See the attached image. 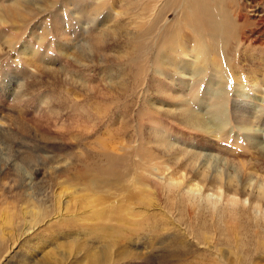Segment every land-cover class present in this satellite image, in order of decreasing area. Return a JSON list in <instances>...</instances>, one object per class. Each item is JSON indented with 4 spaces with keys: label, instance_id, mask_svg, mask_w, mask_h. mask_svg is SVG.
Returning a JSON list of instances; mask_svg holds the SVG:
<instances>
[{
    "label": "rangeland",
    "instance_id": "rangeland-1",
    "mask_svg": "<svg viewBox=\"0 0 264 264\" xmlns=\"http://www.w3.org/2000/svg\"><path fill=\"white\" fill-rule=\"evenodd\" d=\"M246 4L0 0V264H264L263 134L232 116L238 91L264 109Z\"/></svg>",
    "mask_w": 264,
    "mask_h": 264
},
{
    "label": "bare ground",
    "instance_id": "bare-ground-1",
    "mask_svg": "<svg viewBox=\"0 0 264 264\" xmlns=\"http://www.w3.org/2000/svg\"><path fill=\"white\" fill-rule=\"evenodd\" d=\"M240 1H242V0H240ZM254 1H256V0H244V2L247 3L246 4L247 10H249V12H251V16L249 18H247L246 16H241L242 14H239V13L236 14L237 21L240 22V24L243 26L248 27L246 25V22L250 19L253 20L255 23H258L260 26L264 25V8H263L264 6H262V5L252 6ZM260 1H262V0H260ZM262 31H264V30H262ZM245 33H246V35L249 34V29H246L242 33L243 34L242 38L241 39L239 38L240 42L245 40V37H246ZM196 59H199V58L196 57ZM259 76L260 75H257V74L255 75V77H259ZM263 81L260 82V80H258L257 78H253V82H251V85L256 92H262V90L264 91V82ZM238 86L244 87L242 83H238ZM261 87H263V89ZM237 100H240V101H237L236 103H234V105H233L234 107H232V116L234 118L235 113H239V114L244 116V117H242V123L239 125L238 129L240 131L244 132L247 136L253 137V139L255 138V136L257 134H259V133L263 134L259 137L260 141L257 140V143H256V147L263 150L262 145L264 144V109L260 110L261 106H259V105H258V107H256L254 105V101H256V98L255 97L253 98V96L248 95L246 92L238 91ZM241 100H243V101H241ZM244 100L249 101V102H244ZM0 106H2V104H0ZM226 124L230 126L229 121H227ZM196 126L203 129L204 133L207 135H210V136H213V134H218V130H220L217 128L214 129V128L208 127L205 124H202L200 122H197ZM223 130H224V128L221 126L220 132H223ZM220 135H221V133L219 134V136ZM215 145H217V144H215ZM199 157L202 159L203 154H202V156H199ZM204 157L205 158H203V163L212 162L213 164L217 165L215 173L220 179H222L225 175L224 167L227 166V164H230L228 162V160L224 161V164H222L221 163L222 159L220 158L219 155L211 156V155L207 154L206 156L204 155ZM233 168H234L235 174H238V172L239 173L242 172V168L239 164H233ZM250 175L255 176V174H251V173H250ZM226 176H227L228 184H233L234 183V177L230 176L229 174H226ZM193 187H196L195 191L197 193L201 192L200 187H198V186H193ZM190 191H192V189H190ZM210 196L214 197L213 198L214 202H216L217 200H220L224 197L222 195L221 188H218L216 191L212 192L210 194Z\"/></svg>",
    "mask_w": 264,
    "mask_h": 264
}]
</instances>
